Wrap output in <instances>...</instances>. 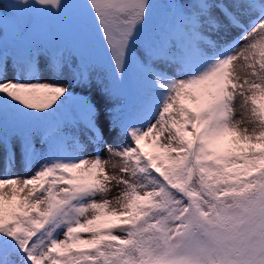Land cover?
<instances>
[{"label":"snow or ice","instance_id":"1","mask_svg":"<svg viewBox=\"0 0 264 264\" xmlns=\"http://www.w3.org/2000/svg\"><path fill=\"white\" fill-rule=\"evenodd\" d=\"M10 20L0 264H264V0H4Z\"/></svg>","mask_w":264,"mask_h":264},{"label":"rangeland","instance_id":"2","mask_svg":"<svg viewBox=\"0 0 264 264\" xmlns=\"http://www.w3.org/2000/svg\"><path fill=\"white\" fill-rule=\"evenodd\" d=\"M0 2H4V0H0ZM161 2H163V0H161ZM162 5L163 3H161L159 5V10L161 15L163 14L162 11ZM162 17H158V19H161ZM11 28H12V21H9V33L5 32L4 30L0 29V38H2V43L4 44V46H6L9 51H13L14 49V44L15 42L13 41L12 37H11ZM135 90L134 86L129 83L128 88H126L123 92V98L121 100V106L123 108V114L126 120H131V118L133 117L134 113H135V109L137 106V102H129L126 100L129 91ZM138 95V94H137ZM78 99V98H77ZM239 109V98L237 99V110ZM74 105L69 102L68 104L65 105V108L62 110L61 113L58 114L57 117L53 118L55 119H59V118H70L71 115L74 112ZM66 113V114H65ZM65 114V115H64ZM64 115V116H63ZM84 138V134L83 132H81V139ZM145 147V151H151V148H149L147 145H144ZM101 156H107V153L104 152L103 150H99ZM85 156H91L92 155V149L89 148V150L87 152L84 153ZM107 170L110 174H114V175H120L118 168H114L112 166V163L110 162L107 165ZM16 174L18 175H31V173H22V172H17ZM117 192V188L115 187V185H113V190L112 192L109 193L108 198L113 197Z\"/></svg>","mask_w":264,"mask_h":264}]
</instances>
